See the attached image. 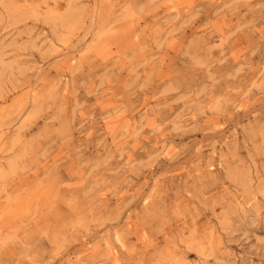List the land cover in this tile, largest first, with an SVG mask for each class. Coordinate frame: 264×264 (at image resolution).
I'll return each mask as SVG.
<instances>
[{
	"label": "rangeland",
	"instance_id": "obj_1",
	"mask_svg": "<svg viewBox=\"0 0 264 264\" xmlns=\"http://www.w3.org/2000/svg\"><path fill=\"white\" fill-rule=\"evenodd\" d=\"M0 264H264V0H0Z\"/></svg>",
	"mask_w": 264,
	"mask_h": 264
}]
</instances>
